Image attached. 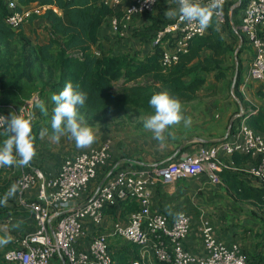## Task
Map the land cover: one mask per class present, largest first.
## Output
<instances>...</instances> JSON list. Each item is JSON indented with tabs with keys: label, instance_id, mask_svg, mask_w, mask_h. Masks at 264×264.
<instances>
[{
	"label": "trees",
	"instance_id": "1",
	"mask_svg": "<svg viewBox=\"0 0 264 264\" xmlns=\"http://www.w3.org/2000/svg\"><path fill=\"white\" fill-rule=\"evenodd\" d=\"M8 1L0 0V112L6 116L11 112L18 113L33 91H39L41 101L50 99L51 104L45 106L47 114L37 109L35 113L37 117H27L30 119L35 149V155L30 163L23 167L14 164L0 169L2 201L8 199L7 194L13 185L16 188L23 168L29 170L31 167H38L50 175L43 168L39 157L42 142L40 130H49L51 127L50 119L53 112L50 107L55 106L51 97L62 91L66 82L71 81L74 88L87 93V100L82 107H78V113L84 114L89 122L106 121L107 117L114 113L153 115L154 109L150 107L148 101L154 93L165 90L171 96L178 98L181 105L190 102L197 98L200 89L205 86L207 74L214 72L219 81L227 79L231 71L234 74L235 61L231 57L235 48L222 32L229 28L234 34L231 22L236 26L241 25L240 13L248 2L241 0V3L233 8L231 19L230 6L238 0L228 1L224 9L225 22L220 23L213 15L206 33L192 37L188 42L187 50L178 52L177 62L165 66L162 62L165 49L161 44L152 47L153 49L148 53L139 54L138 51L132 52V48L126 52L115 51L113 46L109 48L103 43L104 40L110 41V37L107 36L109 32L105 35L101 34L102 27L105 25L109 30L107 24L111 23V18L122 14L121 11H117V7H113L105 0H19V2L15 0L19 9L32 3L46 7L40 16L34 14L29 20L33 24L40 18L45 23L49 22V39L42 43L33 42L25 28L16 30L7 23L6 19L11 14ZM131 1H127V6ZM161 6V0H158L155 7L157 12L138 15L142 19V24L135 36L145 44L153 41L161 28L174 21V18L168 21L164 18L165 14ZM246 47L244 44L242 50ZM250 50L252 51V47ZM243 71L240 61L239 76L233 88L234 95L238 99L235 100V113L240 112L239 105L242 104L244 114L247 116V124L264 135V109L249 105L240 89L243 84ZM233 74L229 75V85L232 83ZM119 81H122V84L116 88V83ZM8 105H12L14 109H10ZM240 120L241 117L236 119L231 132H234ZM4 139L6 136L3 130L0 145ZM16 159L18 160L19 156H16ZM255 159L251 153L235 152L229 160L237 169L225 168L219 174L234 200L251 203L259 211L264 212V184L254 182L243 170L248 165L253 166L256 163ZM104 166L98 168V173ZM140 166L133 167L140 168ZM126 167L128 163L116 168L114 173ZM97 175L91 182L97 178ZM91 182L83 200L90 198L95 190L92 189ZM97 182L95 181L97 183L95 187L100 179ZM16 191L15 189L14 192ZM118 204L107 208L106 212L117 218V207H122L120 216H126L139 208L138 200L135 198H127ZM18 206L16 209L20 208L21 211L15 208L1 209L0 219L7 220L19 212L26 216L30 215L21 205ZM91 230L95 232V227L92 226ZM248 230L254 231L252 228L245 229L246 232ZM263 236L264 232L261 237ZM89 238L90 236L84 239L83 243H89ZM113 246L112 243L110 252L113 264H131L132 260L141 258L138 254L139 247L133 243L126 244L119 252L112 249ZM244 250L248 254V264H264L262 238L255 241V252H250L247 248ZM3 253L4 251L0 253V262L4 261ZM156 264L166 263L156 260Z\"/></svg>",
	"mask_w": 264,
	"mask_h": 264
},
{
	"label": "built area",
	"instance_id": "2",
	"mask_svg": "<svg viewBox=\"0 0 264 264\" xmlns=\"http://www.w3.org/2000/svg\"><path fill=\"white\" fill-rule=\"evenodd\" d=\"M105 1L117 7L123 0ZM228 1L220 0L219 14H214L220 23L225 22L224 9ZM201 2L206 4L208 0ZM157 3L158 0H132L122 16L113 17L111 25L114 33L123 36L121 30L134 15L153 12ZM8 7L11 14L6 19L7 23L16 30L27 24L32 15L40 16L46 9L39 4L19 9L15 0H9ZM263 28L264 0H248L241 16V29L252 47L247 78L258 82L264 81ZM206 31L190 25L177 15L174 21L157 32L153 44L159 45L166 36L172 37L167 39L166 44L173 41L176 47L165 45L162 57L163 64L170 66L177 62L179 51L187 50L192 37L203 35ZM245 86L243 82L241 87ZM39 101L40 94L34 95L25 101L18 113L30 116ZM8 106L14 109L12 105ZM244 112L234 132L230 131L218 143L198 144L184 158L156 166L153 174L147 169L133 166L118 169L100 182L87 200L82 198L89 183L97 175L98 168L111 158V139L87 151L65 157L53 175H47L38 167L29 170L23 168L16 185L18 201L30 212L34 228L23 235L16 246L4 250V261L50 264L56 255H60L66 264H113L109 238L114 235L139 247L141 258L132 260L131 264H146L147 253L166 264H248V254L239 243L227 245L217 238L216 227L205 212L199 220L205 254L198 255L188 249L186 240L192 230L193 216L181 211L175 219H170L163 213L153 212L149 189L158 179L164 184H173L181 179L196 177L206 170L213 183H220L219 173L223 169H237L227 159L235 152L251 153L256 158L253 166L243 170L253 181L264 184V135L247 124ZM0 115L6 116L2 112ZM2 131L0 128V139ZM33 188H37V196L29 199L26 193ZM127 198L137 199L139 208L127 217L114 221L110 232L101 231L106 209L119 205ZM75 201L76 204H72ZM92 226L95 232L91 230ZM89 236V243L84 244V239Z\"/></svg>",
	"mask_w": 264,
	"mask_h": 264
},
{
	"label": "crops",
	"instance_id": "3",
	"mask_svg": "<svg viewBox=\"0 0 264 264\" xmlns=\"http://www.w3.org/2000/svg\"><path fill=\"white\" fill-rule=\"evenodd\" d=\"M16 1L19 2V0ZM127 1L129 0H123L122 3L117 6V8L115 7L117 11L122 12L120 16L123 15L127 7ZM238 1L230 6L229 14L231 19L233 8L238 6ZM161 3L163 6H161V8L164 10V14L170 8L178 7L176 0H161ZM34 5H38V3L26 5L25 8L33 7ZM161 8L159 7L158 10L160 11ZM244 10L241 11L240 17L241 14L244 13ZM164 18L168 21L175 17L169 18L165 16ZM134 22H136L137 26H140L142 24V19H140L138 15H134L131 18L130 23ZM28 23L23 26L26 33L28 28L27 26H29ZM231 23L234 34H232L229 28L222 33L229 43H231V45L235 48L231 57L235 61L234 74L236 67H240L241 61L244 69L243 82L246 84V86L241 87L240 89L249 105H252L257 109H264V81L258 82L247 78V70L252 57L250 43L248 39L245 41V37L247 38V36L246 33L241 29V25L236 26L234 22ZM46 24L50 26L49 22H46ZM107 32L110 33L112 31L111 29L107 30L104 25L101 29V34L105 35ZM169 37L172 38L171 36H166L165 39L162 40L161 46L163 48L166 47L165 45H170L172 48L176 47V43L173 41H171L169 44H166V41ZM47 39H49V31H47L45 34L44 40L42 42H45ZM103 43H105L106 46H109V48L113 46L115 51H121L122 49V47L118 44L110 45V41L104 40ZM244 44L247 47L242 50ZM154 46L155 45L153 44V41H151L146 44L144 43L143 46L141 48H137L138 50L136 51H138L139 54H145L150 52ZM132 52L135 51L132 50ZM231 74H233L232 71L229 72V75ZM229 75L227 79L219 81L216 79L214 72L207 74V82L205 86L200 89L197 98L187 102L192 103L197 101L198 103H202L209 116L208 119L203 118L199 122H188L192 123V128L186 127L188 123L185 125H171L163 133L165 139L163 142H161L154 138L153 132L145 129L144 121H142V125L137 130H135L134 133H126L122 137L112 138L111 158L104 164L105 166L100 169L97 178L91 182L92 189L94 190L96 188L95 185L98 183L97 181L99 179L100 182H102L106 177L112 174L115 171L114 167L118 168L119 166L125 165L127 163L128 167L141 165L140 168L147 169L153 174V169L156 166L165 164L172 160L184 158L187 154L194 151L198 147V144L212 145L216 141L219 142L226 138L229 131L230 121L232 117L237 114L235 113V100L238 101L232 88L233 79L231 85H229ZM201 94L204 97H202ZM205 97L208 98L205 99ZM184 104L182 107L187 106ZM239 106L241 110L243 108L242 104ZM181 111L183 116L187 113H190L189 110ZM236 119L237 118H235L234 122ZM51 132L52 128L50 127L49 130H47V135L41 138V153L39 155L43 168L49 174L55 173L60 168V165L65 157L71 156L81 151H87L91 148L101 145L107 139H111L106 137L107 134H104L103 137H100L96 140L95 146L69 149L67 146L63 148L58 144L55 145V143L52 142L53 140L51 138ZM47 146L51 151L46 149ZM227 158L230 159L231 156H228ZM250 167L251 165H248L243 169H249ZM95 181L97 183H95ZM149 189L151 198L150 206L153 212L163 213L170 219H175L178 213L184 210L194 217L192 230L186 240V246L188 249L198 255L205 254V248L200 234L199 221L200 215L203 212H205V214H207L211 220L217 215L221 220H223V223L219 222V224L217 223L218 225H216L215 222L216 236L219 240L223 241L227 245L237 242L240 244V246H242L243 250L247 248L250 252H255V241L259 239L261 240V238L264 240V236L261 237L262 233L264 232V212L259 211L258 208L251 203H244V201L237 200L236 198V200H234V198L231 197L230 193L227 191L226 185L223 183V181L217 184L212 182L208 170L202 172L196 177L181 179L173 184H164L158 179L157 182L152 184ZM36 196L37 188H33L32 190H29L28 193H26V197L29 199H33ZM5 199L6 202L4 200L0 203V210L6 208L16 209V207H19L18 205H21L18 201L17 191L9 195L8 199ZM245 204H247V206ZM248 204H251V207H248ZM21 207L24 209V211H28L25 206L21 205ZM117 209V218H115L112 214L105 212V219L102 228L100 229L101 231L103 230L110 232L114 221L120 218H125L129 215L126 214V216H120L119 213L122 210V207H117ZM16 210L21 211L20 208H17ZM247 211L250 212V216L246 215ZM212 222L214 223L213 220ZM227 222H233L234 224H237L236 228L233 227L231 229L232 224L231 226L223 225ZM1 223L8 224V228H2ZM33 227L34 220L31 217V214L26 216L25 214L23 215L19 212L17 214H13V216L7 220L0 219V237H10V242L8 244L0 245V253L10 247L16 246L25 232L29 231V229L31 230ZM253 227H256L257 229L255 231L248 230V232H244L246 228L253 229ZM259 227V232L261 233L260 236L258 235ZM238 228H240V231H237L239 230ZM238 233L241 235H238ZM237 236L239 237L238 240L230 239V243H228L226 240V238H236ZM119 241L120 243H117ZM109 242L110 245L112 243L114 244L112 249L117 250L118 252L121 251L126 244H130V242H125L122 237L114 235L110 236ZM138 254L140 255V250H138ZM0 264L14 263L2 261ZM50 264H66V261L65 259L61 258L60 255H56L51 260ZM146 264H156V260L151 253H147Z\"/></svg>",
	"mask_w": 264,
	"mask_h": 264
},
{
	"label": "clouds",
	"instance_id": "4",
	"mask_svg": "<svg viewBox=\"0 0 264 264\" xmlns=\"http://www.w3.org/2000/svg\"><path fill=\"white\" fill-rule=\"evenodd\" d=\"M177 8H170L165 16L172 18L179 15L190 25L198 26L201 31L210 26L214 14H219L220 0H176ZM55 107L52 109L51 118L52 139L59 141L61 136L67 135L75 141L77 148H85L95 141V135L91 127L84 124L79 118L78 107H82L87 100V93L74 88L71 81L65 83L62 91L51 97ZM154 109V114L144 121L145 129L153 132L154 138L163 142L165 130L174 124L190 122L181 114V102L171 96L166 90L154 93L148 101ZM40 110L47 114V108L43 103L37 105ZM0 128L4 130L6 139L0 145V167L27 166L35 155L33 146L32 128L30 119L23 114L11 112L9 116L0 115ZM47 135V129L40 130V136ZM15 152V155H14ZM19 156V159H16ZM15 185L7 195L13 194ZM6 202V199H5ZM10 242V237L0 238V245Z\"/></svg>",
	"mask_w": 264,
	"mask_h": 264
},
{
	"label": "rangeland",
	"instance_id": "5",
	"mask_svg": "<svg viewBox=\"0 0 264 264\" xmlns=\"http://www.w3.org/2000/svg\"><path fill=\"white\" fill-rule=\"evenodd\" d=\"M28 24H30V25L27 26L28 27L27 28V34L32 38L33 42H35V43L42 42L44 40L45 34L48 31V24H46L44 21H42L41 18L38 19L36 21V23H34V24L30 23V21ZM107 25L110 27V29L112 31V32L107 34V36L110 37V45H115V44L120 45L122 47L121 51L126 52L128 49H131V48L134 51H136V50H138L137 48H141L143 46V44L145 43V42H142L138 37L135 36V35H137L138 28L141 27V26L140 27L137 26L136 22L126 24V26L123 27V29L121 30V32H123V34H124L123 36H120V35L114 33L115 30L113 29L111 23L107 24ZM22 28H24V27H22ZM154 33H156V32H154ZM121 84H122V81L117 82L116 88H118ZM37 94H39V91H33L32 94L30 95V97H28L26 100L31 99L34 95H37ZM202 97H204V96L202 95ZM207 98L208 97H205V99H207ZM45 102H46V104H45ZM40 103H43L44 106H48L51 104V101H50V99H48L46 101H43V100L39 101L37 104H35L34 108L31 110L30 116L26 115L24 113H22V114L26 118L27 117H37V116H35V113H36L37 109H40L39 107H37V105H39ZM184 105H187V106L182 107L181 110H185V111L189 110L190 113L185 114L184 117L190 118V122H192V123L194 121L199 122L203 118H205V119L209 118L208 112H206V109L204 108V105L202 103H198L197 101H195L192 103H187V104L185 103ZM54 107L55 106L50 107L51 110ZM204 112H206V113H204ZM181 114H182V111H181ZM149 116L150 115H148V114L136 115L133 113H124V115H123L122 113H114V114L109 115L107 117L106 121L100 120V121L89 122L86 119V116L84 114H79V118H81L82 122L84 124H86L87 126L91 127V129L95 135V141L90 146H95L96 140L100 137H103L104 134H107L106 137L111 138V140H112V138L122 137L126 133H134L135 130H137L141 126V125H139V123H141L142 121H145L147 119V117H149ZM50 121H51V119H50ZM192 123H188L186 125V127L192 128ZM185 124H186L185 121L182 120L180 123L175 124V125H185ZM52 134L53 133L51 132V135ZM52 142L55 143V145L58 144V145L62 146L63 148H65L66 146L69 149L77 148L75 141L72 139H69V137L67 135L61 136L58 142L55 140H53ZM46 149L48 151H51L48 146L46 147ZM53 174H50V175H53ZM230 196H231V194H230ZM244 203H248V202H244ZM245 205L247 206V204H245ZM248 207H251V204ZM249 209H251V208H249ZM242 215H244V214H242ZM246 215L250 216V212L247 211ZM212 220L214 221V225H215V222H216V225H218L219 222L223 223V220H221L218 217V215L216 217L212 218ZM231 224H232V226H231ZM7 225L8 224H6V223H1L2 228H8ZM223 225H228V226L230 225L231 229L233 227L236 228V226H237V224H234L233 222L232 223L227 222V223H224ZM238 229L239 230H237V231H240V228H238ZM253 229L255 231L257 228L253 227ZM259 229H260V227L258 228V235L260 234ZM244 232H246V231H244ZM238 235H241V234L238 233ZM238 238L239 237L237 236L236 238L235 237L226 238V240L228 243H230V239L238 240Z\"/></svg>",
	"mask_w": 264,
	"mask_h": 264
},
{
	"label": "water",
	"instance_id": "6",
	"mask_svg": "<svg viewBox=\"0 0 264 264\" xmlns=\"http://www.w3.org/2000/svg\"><path fill=\"white\" fill-rule=\"evenodd\" d=\"M239 3H241V0H239L237 4H239ZM237 61H238V60H237ZM238 76H239V68H238V66H237V67H236V70H235V74H234V79H233V83H232V88H234V87L236 86ZM243 111H244V109L242 108V109L240 110L239 113L235 114V115L232 117V119H231V121H230V124H229V131H228V133L231 131V128H232V125H233V123H234L235 118L242 117V115H243ZM106 179H107V177H106L102 182H104ZM72 204H76V201L73 202ZM64 212H65V211H63L62 213H64Z\"/></svg>",
	"mask_w": 264,
	"mask_h": 264
}]
</instances>
